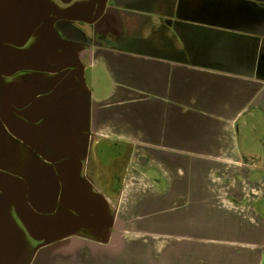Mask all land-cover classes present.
I'll return each mask as SVG.
<instances>
[{
  "label": "crops",
  "instance_id": "0c3cea01",
  "mask_svg": "<svg viewBox=\"0 0 264 264\" xmlns=\"http://www.w3.org/2000/svg\"><path fill=\"white\" fill-rule=\"evenodd\" d=\"M105 11L112 44L85 60L113 83L90 109L93 136L131 149L162 252L70 239L33 264H264V138L240 137L264 116V0H109Z\"/></svg>",
  "mask_w": 264,
  "mask_h": 264
},
{
  "label": "flooded vegetation",
  "instance_id": "af4514ba",
  "mask_svg": "<svg viewBox=\"0 0 264 264\" xmlns=\"http://www.w3.org/2000/svg\"><path fill=\"white\" fill-rule=\"evenodd\" d=\"M59 1L64 4L63 10L49 9L41 13V19L45 17L54 20L44 45L49 43L52 34L66 47L64 51L56 49L46 52L42 47L29 41V31L40 17L30 25L34 15H26L23 12L19 14L16 8L17 0H0V121L9 134L18 138L25 146L31 148L34 154L40 156L42 162L52 167L56 187L52 192H45L43 196H47V205L54 206L55 209L40 215L41 218L47 217L49 220L61 216L62 221L53 223L38 233L39 226L31 225L27 221L31 218L21 212L19 207L21 201L13 191L15 184L25 185L28 189L25 205L28 209H34L30 203L32 191L29 184L18 176L5 173L1 168L0 179L12 187L6 185L8 188H0V191L9 197L14 208L12 216L33 240L39 242L37 245L39 249L43 245L62 244L70 239L107 246L111 244L110 237H104L100 231L109 232L107 231V224H110L109 212L102 203L103 195L95 186L104 183L105 192L111 190L118 192L114 191L112 185L124 180L123 172L119 171L127 170L125 167L122 168L121 163L126 164L130 160L131 149L117 141L95 140L93 136L95 132L91 127V110L88 114L87 112L81 114L79 117L81 124H74L77 127L76 131L56 139L45 140L42 143L36 133L37 129L34 128L45 116H52L61 94L83 91L87 79L86 71L93 65L85 62L83 57L87 58L88 52L94 47L112 44L108 32L112 25L110 14L105 11L109 0H97L91 12L83 7L67 11L73 0ZM35 72H42L54 78V83L47 91H40L31 84ZM15 125L18 130L13 128ZM29 127H33L34 131ZM101 143L122 147L123 151L113 161L116 164L114 166L116 173L101 165L96 151V146ZM13 217L0 210V220L9 222L10 227L5 249H0L1 253H6L11 245H16L20 252L16 238L17 224ZM94 217L98 220H93ZM160 219L161 217L152 216L144 226L163 227V224H155V221ZM72 229H77L79 233L65 232ZM91 231H96L98 237L92 235ZM11 234L13 237L9 242ZM52 234H55L52 239L45 242ZM13 254L19 262V256ZM30 264H33L32 259Z\"/></svg>",
  "mask_w": 264,
  "mask_h": 264
},
{
  "label": "rangeland",
  "instance_id": "374dc122",
  "mask_svg": "<svg viewBox=\"0 0 264 264\" xmlns=\"http://www.w3.org/2000/svg\"><path fill=\"white\" fill-rule=\"evenodd\" d=\"M96 1L97 0H73L72 5L68 6L67 11L83 7L91 12ZM17 3L16 8L19 11V14H21L20 12H23L26 13V15H34L30 25L36 18L40 17L39 21H37L29 31V41L31 40V43L34 42L37 46L42 47L46 52L56 49L64 51L66 45H63V43L57 40L52 34L49 43L44 45V41L48 36L49 28L53 25L54 20L45 17L41 19V13L43 10H63L64 4L59 0H17ZM90 12L89 16L91 14ZM83 60H86V56L83 57ZM103 67L104 65L98 63L92 65L86 71L87 79L84 86L86 85L89 89L88 92L78 91L73 94L68 93L60 95V101L57 102V109L53 111L51 114L52 116H45V118L34 128L37 129L36 133L39 136L40 142L43 143L45 140L56 139L71 131H76L77 127H75L74 124H81V120L79 119L81 114L89 112L92 104L99 101L97 99H104L108 96L113 83L110 75ZM53 80L54 78L51 76L45 75L42 72H35L31 79V84L40 89V91H47L51 87V84L54 83ZM44 108H46V106ZM256 117V131H248L244 128H241L240 130V137L243 140L250 139L252 145H256L254 140L257 141L258 139L264 138V130L261 127L264 124V116L261 115V117ZM245 119H249L248 116L242 119L241 123H243ZM251 121L252 120H250V122ZM13 128L18 130L16 125ZM29 128L34 131L33 127ZM96 151L98 152V158L101 165L110 169L112 173H116V171H114V166L116 164L113 161L115 160V157L123 151L122 147H117L115 145L110 146L109 143H101L99 146H96ZM121 165L122 168L125 167L127 170H120V173L123 172L124 180L121 183H117V185H112V187L115 188V190L113 189L114 191L118 190L117 193L112 190L105 192L103 190L104 183L95 186L99 193L103 195V198H101L102 203L105 210L109 212L108 223L110 224H107V231L109 232L100 231V233H102L104 237H110L111 244L114 242L121 243L120 249H124L129 253L132 251L135 252L134 250L139 249L140 254H148L150 252L154 254L153 251L156 249V254H160L159 251L162 252L163 248L164 227L144 226V223H148L149 220H151V211L153 210L151 208V202L153 200L152 193H150L151 185L149 182L144 183L141 181L142 177L140 174H137L135 170L136 166L134 164L130 165L129 163L125 164L122 162ZM0 168L5 173L15 177L18 176L29 184L30 190L32 191L30 203L34 209H28L25 205V200L28 196V189L25 185L15 184L13 191L14 194L17 195L19 201H21L19 204L21 212L24 216L31 218L27 221L31 225L34 224L35 226H39L38 233H41L44 228L49 225L62 221L61 216L49 220L47 217L41 218L40 215L51 212L55 209L54 206L49 207V205H47V196H43L45 192H52L56 187L52 167L42 162L40 156L34 154L31 148L25 146L23 142L18 140V138L9 134L1 121ZM6 185L9 188L12 187L10 184H6V182L0 179V188H8ZM161 206L162 205H159V208H161ZM0 210L9 214L10 217H13V204L9 197L2 191H0ZM92 219L98 220L97 217ZM13 221L17 224L16 238L20 252L17 247H15L16 245H11L6 253L0 252V264L6 262L11 253H15L19 256V262L17 264L26 263L27 259L31 256L33 262L34 256L36 257V254L40 251L37 246L39 242L33 240L14 217ZM9 231V222L7 223V221H2L1 219V250L5 249L4 247ZM65 232L67 234L74 232L79 233L77 229ZM91 234L98 237L96 231H91ZM54 235L55 234L50 235L45 242L50 241ZM41 245L42 244H39V246Z\"/></svg>",
  "mask_w": 264,
  "mask_h": 264
},
{
  "label": "water",
  "instance_id": "95a60500",
  "mask_svg": "<svg viewBox=\"0 0 264 264\" xmlns=\"http://www.w3.org/2000/svg\"><path fill=\"white\" fill-rule=\"evenodd\" d=\"M60 227H62V226H60ZM12 237H13V235L11 234V239L9 240V242L12 241ZM10 255H13V253H11ZM6 264H13V262H10L9 258H8V260L6 261Z\"/></svg>",
  "mask_w": 264,
  "mask_h": 264
},
{
  "label": "bare ground",
  "instance_id": "6f19581e",
  "mask_svg": "<svg viewBox=\"0 0 264 264\" xmlns=\"http://www.w3.org/2000/svg\"><path fill=\"white\" fill-rule=\"evenodd\" d=\"M13 251H14V250H13ZM13 259H14L13 255H10V257H9V261L14 263V260H13ZM5 263H6V262H4V264H5ZM1 264H2V263H1Z\"/></svg>",
  "mask_w": 264,
  "mask_h": 264
}]
</instances>
